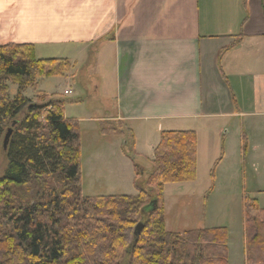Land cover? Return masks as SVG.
Masks as SVG:
<instances>
[{
	"label": "crops",
	"instance_id": "obj_1",
	"mask_svg": "<svg viewBox=\"0 0 264 264\" xmlns=\"http://www.w3.org/2000/svg\"><path fill=\"white\" fill-rule=\"evenodd\" d=\"M9 43L69 60L71 85L92 74L114 110L97 120L124 123L135 148L152 128L151 164L162 132L195 131L199 165L200 135L228 125L225 143L241 134L264 165V0H0Z\"/></svg>",
	"mask_w": 264,
	"mask_h": 264
},
{
	"label": "trees",
	"instance_id": "obj_2",
	"mask_svg": "<svg viewBox=\"0 0 264 264\" xmlns=\"http://www.w3.org/2000/svg\"><path fill=\"white\" fill-rule=\"evenodd\" d=\"M69 63L38 58L30 43L0 45V144L13 129L0 177V264H122L125 254L128 264H229L226 228H166V184L197 177L195 131L162 132L148 181L132 137L125 153L138 194L84 196L79 121L66 117L64 99L39 103L22 92L38 78L66 75ZM10 81L21 90L13 99ZM27 185L29 199L18 202L12 188ZM245 201L246 264H264V209Z\"/></svg>",
	"mask_w": 264,
	"mask_h": 264
},
{
	"label": "rangeland",
	"instance_id": "obj_3",
	"mask_svg": "<svg viewBox=\"0 0 264 264\" xmlns=\"http://www.w3.org/2000/svg\"><path fill=\"white\" fill-rule=\"evenodd\" d=\"M37 56L45 59L56 58L57 55L40 53ZM67 67L68 73L76 68L71 63ZM37 81L35 86L28 87L24 92L27 98L39 103L64 99L66 117L80 123L84 196L136 195L138 190L134 182L136 172L133 158L125 153L126 141L131 142L132 138L124 123L97 120L105 118L106 112L114 110L113 106L107 107L108 101L98 97V87L93 85L95 81L92 74L80 73L79 82L72 85L62 76L41 77ZM8 85L9 96L13 99L21 90L12 81ZM69 89H72L71 93L66 92ZM40 90L51 96L46 94L47 97H44L41 95L43 92H37ZM226 128L228 125L224 126L221 133L209 129L206 134L200 135L201 144L206 143V147L202 148L195 180L166 184L164 200L167 205V229L182 233L188 229L224 227L229 233L230 264H244L245 199H257L260 208L264 209V165L247 164V158L255 154H248L241 134L229 132L228 142L225 143ZM151 130L145 131L144 135L140 133L138 147L130 149L136 162L145 167L143 181H148L153 172L149 160L153 157L151 147L154 137ZM215 144L218 147L214 155ZM226 147L227 158L221 163ZM8 164L7 151L1 143L0 177L6 173ZM12 192L18 202L24 203L29 199L31 187H13ZM128 262L129 255L125 254L122 264Z\"/></svg>",
	"mask_w": 264,
	"mask_h": 264
},
{
	"label": "water",
	"instance_id": "obj_4",
	"mask_svg": "<svg viewBox=\"0 0 264 264\" xmlns=\"http://www.w3.org/2000/svg\"><path fill=\"white\" fill-rule=\"evenodd\" d=\"M13 133V129L10 128L9 131L7 132L5 138H4V141H3V146H4V149L7 150L8 149V144H9V141H10V138H11V135ZM156 203V201H154ZM143 227V223H140L137 227H136V235L139 234L140 230L142 229Z\"/></svg>",
	"mask_w": 264,
	"mask_h": 264
}]
</instances>
